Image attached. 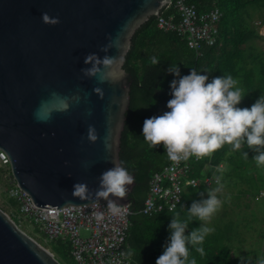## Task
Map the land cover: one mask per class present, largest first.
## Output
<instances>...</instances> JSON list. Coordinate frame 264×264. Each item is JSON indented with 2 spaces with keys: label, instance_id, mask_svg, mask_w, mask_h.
Masks as SVG:
<instances>
[{
  "label": "water",
  "instance_id": "95a60500",
  "mask_svg": "<svg viewBox=\"0 0 264 264\" xmlns=\"http://www.w3.org/2000/svg\"><path fill=\"white\" fill-rule=\"evenodd\" d=\"M170 1L0 0V149L36 206L95 203L73 197V186L86 184L94 194L101 174L120 163L130 80L128 72L115 84L83 76L85 57L118 56L115 47L128 52L136 29ZM108 43L114 48L100 51ZM134 185L121 205L130 203ZM0 264L62 263L0 208Z\"/></svg>",
  "mask_w": 264,
  "mask_h": 264
},
{
  "label": "trees",
  "instance_id": "16d2710c",
  "mask_svg": "<svg viewBox=\"0 0 264 264\" xmlns=\"http://www.w3.org/2000/svg\"><path fill=\"white\" fill-rule=\"evenodd\" d=\"M193 2L199 12L214 7L221 11L216 42L205 48L201 56L190 49L176 33L158 29L154 16L136 29L125 56L123 67L129 73L130 98L121 134L119 159L120 163L134 175L135 181L129 194L133 213L129 218L126 236L127 254L130 251L134 253L132 256L128 255L132 264H156L170 236L168 224L174 213L181 212L182 216H186L192 202L204 199L205 194L211 189V186L203 184L188 187L184 192L186 203L170 212L162 211L152 215L139 212L148 191L151 175L169 161L162 144L150 147L142 136L146 119L169 111L166 107L172 98L169 85L175 77L169 74L167 69L172 64L177 65L181 77L195 69L202 75H211L213 78L231 75L234 79H240L243 82V91L247 94L239 105L241 108H250L260 96H264V59L259 57V54H256L257 58H254L252 53L247 54L249 49H254L251 42L260 37L258 30L251 25L250 9L259 7L264 11V0H193ZM246 56H252L249 59L251 63L247 61ZM153 57L160 59L155 66L151 64ZM243 151L247 153V158ZM255 155V151L247 147L233 151L232 146L226 144L211 156L199 159L194 165L193 174L196 178L217 175L222 179L224 176L235 177L241 173L237 179L259 184L261 189L264 188V169L255 166L252 160ZM243 169L246 175H242ZM231 181H234V178H231ZM10 202L15 205L12 199ZM200 224L199 221H193L185 234H189ZM210 227H214L215 231L204 243L207 255L200 257L198 253L194 251L192 253L197 264H240L236 253L227 245L234 237L235 222L231 219L218 218L216 222L211 221ZM58 246L67 253V247L61 244ZM55 250L61 256L60 251L57 248Z\"/></svg>",
  "mask_w": 264,
  "mask_h": 264
},
{
  "label": "clouds",
  "instance_id": "9594fccd",
  "mask_svg": "<svg viewBox=\"0 0 264 264\" xmlns=\"http://www.w3.org/2000/svg\"><path fill=\"white\" fill-rule=\"evenodd\" d=\"M43 20L52 24L59 23L58 19H50L47 14L43 15ZM113 48L114 45L108 43L100 51L108 53ZM115 48L119 52L118 56L105 55L100 58L96 53L87 55L85 64L90 67L81 70L83 76L98 77L101 84L122 82L127 76L123 67L127 48ZM159 61V58L153 57L152 66ZM167 72L175 77L169 85L172 97L166 105L169 111L144 121V142L150 147L162 144L169 159L174 162L192 157H209L226 144L231 145L233 151L247 147L256 153L252 159L255 166L264 169V96H260L250 108H241L239 105L247 94L231 75L215 77L209 82L208 75L192 69L190 74L181 77L179 67L174 64ZM95 91L103 95L101 89L97 88ZM72 99L78 100L79 97ZM68 107L67 101L61 104L64 110ZM97 139V131L90 125L87 140L94 143ZM105 148L110 150V145L106 143ZM243 154L247 158V153L243 151ZM112 163L114 166L101 174L99 188L94 194L86 184L77 183L73 186L72 195L97 204L103 200L109 213L118 217L123 212L120 201L126 198L129 186L134 183V176L122 164L115 161ZM216 184L214 189L207 192L206 199L192 202L186 216H182L181 212L174 213L168 224L170 236L156 264H197L193 251L200 257L207 255L204 243L215 231L214 227L207 225L224 203L231 199L230 196L220 198L224 189L221 178H217ZM94 219L102 221L104 213L97 211ZM193 221L201 224L186 235ZM128 255L132 256L134 253L130 251Z\"/></svg>",
  "mask_w": 264,
  "mask_h": 264
},
{
  "label": "built area",
  "instance_id": "2783aa9c",
  "mask_svg": "<svg viewBox=\"0 0 264 264\" xmlns=\"http://www.w3.org/2000/svg\"><path fill=\"white\" fill-rule=\"evenodd\" d=\"M221 17L218 7L199 12L193 0H171L156 17V27L174 32L197 55L214 45L218 36L217 24ZM260 35H264V22L259 21ZM209 82L213 79L211 75ZM196 157L174 162L169 159L154 172L139 212L152 215L173 211L186 203L184 192L200 184H216L217 175L196 178L193 174ZM0 166L7 168L8 197L15 202L17 218L39 227L46 239L67 247V253L77 264H132L127 254L126 236L133 213L130 203L121 205L120 216H112L105 201L90 204L67 205L52 209L36 206L31 197L17 185L12 177L6 153L0 149ZM257 195L264 198V188ZM97 211L104 219L97 222Z\"/></svg>",
  "mask_w": 264,
  "mask_h": 264
},
{
  "label": "rangeland",
  "instance_id": "374dc122",
  "mask_svg": "<svg viewBox=\"0 0 264 264\" xmlns=\"http://www.w3.org/2000/svg\"><path fill=\"white\" fill-rule=\"evenodd\" d=\"M250 14L251 25L259 29V21H264L263 9L252 7ZM251 44L254 49H249L247 54L252 53L254 58H257L256 54H259V57L264 59V35H260L259 38L254 39ZM251 57L246 56L248 62H250L249 59ZM243 170L242 175H246L245 169ZM6 174L7 168L0 166V208L9 214L24 232L35 239L41 246L52 252L62 264H77L55 241L46 239L38 226L17 218L16 206L10 202V198L8 197L7 190L9 183ZM238 175L240 176L241 173H238L235 177L233 175L222 177L224 189L220 194V198L224 199L230 196L231 199L224 203L222 209L217 212L211 221L215 220L216 222L218 218L221 220H233L235 222V234L227 245L236 253L240 264H261V261H264V198L257 195L259 184L240 181L237 179ZM231 178H234V181L230 182ZM216 186L217 184H214L210 190ZM184 199H186V196H184ZM208 226H211V222ZM261 234L263 235L261 236ZM55 248L60 251L61 256L57 254Z\"/></svg>",
  "mask_w": 264,
  "mask_h": 264
},
{
  "label": "crops",
  "instance_id": "0c3cea01",
  "mask_svg": "<svg viewBox=\"0 0 264 264\" xmlns=\"http://www.w3.org/2000/svg\"><path fill=\"white\" fill-rule=\"evenodd\" d=\"M239 83H238V86L242 89V90H244V87H243V82L242 81H240V79H236ZM207 198V195L205 194V198L204 199H206Z\"/></svg>",
  "mask_w": 264,
  "mask_h": 264
}]
</instances>
